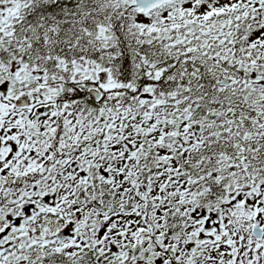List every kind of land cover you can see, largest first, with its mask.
Returning a JSON list of instances; mask_svg holds the SVG:
<instances>
[{"label": "snow or ice", "instance_id": "snow-or-ice-1", "mask_svg": "<svg viewBox=\"0 0 264 264\" xmlns=\"http://www.w3.org/2000/svg\"><path fill=\"white\" fill-rule=\"evenodd\" d=\"M0 264H264V0H0Z\"/></svg>", "mask_w": 264, "mask_h": 264}]
</instances>
